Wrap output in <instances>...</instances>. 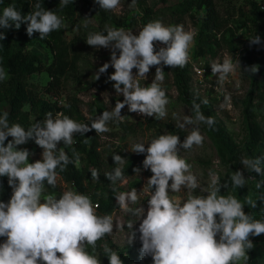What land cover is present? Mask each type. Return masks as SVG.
<instances>
[{
    "label": "clouds",
    "instance_id": "clouds-1",
    "mask_svg": "<svg viewBox=\"0 0 264 264\" xmlns=\"http://www.w3.org/2000/svg\"><path fill=\"white\" fill-rule=\"evenodd\" d=\"M4 0H0L3 4ZM100 9L119 11L121 0H94ZM135 3V0H132ZM44 0H35L33 11L24 15L15 5H9L0 11V28L19 29L26 24L27 35L39 33L43 40L53 31L60 30L63 21L54 10L43 6ZM75 0H59V4L67 7ZM195 33L185 31L182 25L166 26L161 21L147 23L134 34L121 29H106L105 32L90 33L86 43L93 48L111 49L109 63H104L96 74L106 73L111 66L115 69L108 79L114 81L113 87L123 101L117 100L110 111H103L90 123H78L63 112L53 115L48 112L42 121L33 123L27 129L20 124H10L9 113L0 111V178L7 177L13 192L8 202L0 200V264H101L100 260L87 251L86 246L96 247V242L106 234L113 232L111 216H98L91 199L83 194L65 191L59 198L48 195L42 202L45 188L57 186L60 173L73 163L65 151L58 145L75 143L74 137L95 130L97 134L110 131L109 122H123L122 109L141 116L154 117L156 120L167 116L169 98L161 87L165 80L164 67L184 68L190 60V48ZM6 34L0 32V41ZM252 44H261L259 35L249 39ZM159 42L166 47L156 49ZM2 45V44H0ZM117 53H119L117 55ZM156 66L154 80L146 87H141L139 78L147 80L150 68ZM241 69L238 59L233 62L225 57L222 63L211 64V72L220 81ZM133 69L137 72L134 74ZM243 71L256 73L253 66ZM8 78V73L0 60V82ZM203 100V104H207ZM194 116L185 117L177 126L184 129L193 126V130L183 142L176 134H162L148 143H136L132 152L145 154L143 169L153 175L147 184L152 194L147 200V210L143 206L131 208L138 201L137 190L117 192L115 199L118 207L125 213L135 216L139 227L130 229L128 244L138 238L141 243L139 259L143 261L151 257L153 264H236L247 260V253L254 247L250 237L264 234V221L254 220L244 210V204L233 196L227 198L219 195L222 186L218 176L211 174V184L204 196H190L183 204L173 201L169 192H180L183 189L196 190L200 187L187 161L179 153L190 150L193 146H201L204 137L199 131L203 123L211 128L215 120L205 117L201 105L193 101ZM11 138V139H9ZM7 141V143H6ZM34 141L43 149L41 159L29 162L32 153L19 146ZM115 164H122L124 158L114 154ZM244 169L264 175V159L244 158L240 162ZM140 173L141 169H134ZM93 178L99 173L91 170ZM105 177L115 186L127 184L123 170L116 167L113 172L105 173ZM243 171H235L231 181L234 187L243 188L246 184ZM259 187V185H258ZM248 205H257L249 200ZM109 264H124L117 252L106 249ZM59 254V255H58Z\"/></svg>",
    "mask_w": 264,
    "mask_h": 264
},
{
    "label": "rangeland",
    "instance_id": "rangeland-1",
    "mask_svg": "<svg viewBox=\"0 0 264 264\" xmlns=\"http://www.w3.org/2000/svg\"><path fill=\"white\" fill-rule=\"evenodd\" d=\"M218 14L222 20H229L230 24L224 25L222 30L218 32L221 39V44L217 45L213 54L206 56H196V39L201 28L205 10L193 12L189 15H181L172 10L171 7L177 5L179 0H170L168 3H161V0H142V6L132 0H121L119 11H105L111 20H104L98 12L91 10L86 4L79 3L75 15L71 18L63 15V25L61 28L65 29V39L71 50V59L77 58V71L75 73L67 74L63 77L61 84L57 88H51V91L46 89L51 87L52 81L49 74L44 71L28 77L24 80V85L30 94L40 99L48 101L50 104L61 107L67 106L68 99L78 100V107L87 120L92 121L96 119L103 111H110L115 106L117 100L123 101L122 95H117L115 89L101 91L96 80V74L104 63H109L111 58V49L93 48L86 43L87 36L90 33L105 32L106 29H123L126 32L132 31L137 33L145 26L144 18L146 17V10L153 9L154 14L151 16L153 21H161L166 26L182 25L185 31H192L195 33L194 42L190 48L189 65L192 71V81L190 83L191 94H198L203 100H207V104H202L201 111L205 117H212L215 120L214 127L228 139L233 150L236 153L244 155L246 143L253 137L254 130L258 129L261 137L264 139V100L261 101L258 95V90L252 93V83L249 79L243 76L242 66L236 72L228 75V77L220 81L217 76L211 72V64L215 62L222 63L225 57H231L233 62L236 59L240 64L243 57V50L250 46L258 49L262 44H252L249 38L257 35L256 31L244 29L242 32L236 33L235 44L230 49V42H232L231 32L229 29H234L236 25L233 20L239 19L241 10L247 11L249 8L248 0H214ZM194 17V18H193ZM233 32V30H232ZM224 39V40H223ZM161 46L159 42H154ZM26 49L34 52L47 64L53 63L55 53L44 42L37 41L30 43L27 41ZM119 53H117L118 55ZM242 54V55H241ZM241 55V57H240ZM260 54L256 55V59H260ZM115 71L113 67L108 68ZM156 66L150 68L147 75V80L139 78L141 87L148 86L155 77ZM137 72L133 69V73ZM100 77L102 73L99 74ZM8 78L3 81L7 83ZM172 80L167 79L161 84L166 91L169 98L167 105V116L162 119L157 126L152 127L150 120L152 117H146L128 111L127 106L122 109L123 122H109L108 127L110 131L100 134V145L102 155L106 161L105 171H110L112 156L118 152L124 158L122 164L112 166L113 169L120 167L123 170L124 176L127 179V184L121 186L119 192H130L133 189L137 190L138 201L136 204L130 205L135 209L143 206L147 210V200L152 194V189L149 188L147 181L153 175L149 170H144L142 162L146 157L145 154H137L132 152V146L136 143H144L147 148L152 140L158 138L162 134H169L166 128L168 123L173 124L179 131L182 132V141L193 130V126H188L180 129L177 125L183 122L185 117L194 116L191 106L180 99V95L176 87L167 90V85L172 86ZM191 94L188 96L190 97ZM252 96V97H251ZM252 100L253 108L249 112L248 106ZM1 107L8 109L7 103L1 104ZM24 111L29 113V120L32 123L36 119V115L31 111V106L27 104ZM121 123H127L129 129H124ZM132 125V126H130ZM136 125H139L135 128ZM31 126V125H30ZM199 131L204 137L201 146H193L190 150H181L179 155L184 158L191 166L190 171L197 176L200 187L196 190L183 189L180 192H169V197L173 201L181 204L186 202L190 196H204L209 190L211 184V174L218 176L220 185L222 186L219 195L224 197L233 196L242 204L244 210L249 213L250 206L248 201H253L254 188L249 182L251 180V172L243 168V165L238 168L234 162L230 161L226 156L222 155L221 148L213 135L212 127L199 124ZM11 139V138H9ZM260 150L264 151V144ZM43 151V150H42ZM41 152L35 151L33 153L34 161L41 159ZM245 158V157H244ZM81 168L82 164L78 163ZM140 168V173H136L134 169ZM243 171L246 176V184L243 188L233 186L231 181L232 175L235 171ZM61 191H72L78 194L73 186L64 182L61 178L57 182ZM86 184L90 185L91 190L87 192L94 203L95 198H104L107 193L99 192L94 196V182L91 178L86 180ZM47 190L44 188L41 200L42 202L47 197ZM97 200V199H95ZM98 201V200H97ZM244 201V203H243ZM96 214L98 216H105L101 214L98 209ZM113 219V232L106 234L102 238V250L95 256L100 260L101 264H109L107 258L110 253L106 249H111L118 253V255H133L135 258L139 257V250L141 243L139 241V234L132 244L127 243L130 229L127 228L129 222H136V217L131 213L123 212L119 207L114 210L111 215ZM261 217V216H260ZM258 220L264 221V218ZM140 221L133 225V231L139 227ZM253 241H264V234L259 237H250ZM5 238H0L3 242ZM260 247H264V243H259ZM59 255V254H58ZM139 259V258H138ZM146 260L152 262L151 257H146ZM153 263V262H152ZM236 264H250L247 260L237 261Z\"/></svg>",
    "mask_w": 264,
    "mask_h": 264
},
{
    "label": "trees",
    "instance_id": "trees-1",
    "mask_svg": "<svg viewBox=\"0 0 264 264\" xmlns=\"http://www.w3.org/2000/svg\"><path fill=\"white\" fill-rule=\"evenodd\" d=\"M170 0H161V3H168ZM142 6V0H135ZM262 0H248L249 8L247 11L241 10V16L239 19L233 20L235 28L229 29L231 32L232 42H230V49H232L236 40V33L242 32L244 29L256 31L257 35L261 37L262 44L258 49L252 48L247 45L243 52L241 61L242 74L244 77L249 79L252 83V95L254 90H260L258 97L261 101L264 100V10L261 8ZM35 0H4L3 4H0V11L9 5H15L17 10L21 11L22 14L26 15L33 11V5ZM84 3L91 10L98 12L102 19L111 20L109 15H106L103 9H100L99 5L95 4L94 0H75L73 5L64 7L59 4V0H44L43 6L47 10H54L61 18L63 15L71 18L75 15L78 4ZM173 11L181 15H189L193 12L205 10L206 13L203 17L201 28L199 29L196 39V56H206L213 54L217 45L221 44L218 32L222 30L224 25L230 24L229 20H222L218 14L216 3L214 0H179V3L171 7ZM154 14L153 9L148 8L146 10V17L143 19L146 25L152 22L151 16ZM194 18V17H193ZM27 25L21 24L19 29H15L13 26L10 29L0 28V32L6 34V39L0 41V60H2V66L8 73V81L0 82V111H7L9 115L10 124H20L26 129L37 121L45 119L48 112H52L55 115L57 112H63L64 115L73 119L78 123H88L91 121L87 120L82 114L78 107V100L71 98L67 101V106H55L50 104L44 99H40L29 93L24 85V80L28 77H32L35 74L46 71L51 77V87L46 90L49 92L51 88H57L60 86L63 77L67 74L75 73L77 71V58L71 59V50L65 39V29L53 31L49 36L43 40L39 39V33H34L33 36L29 37L26 31ZM233 30V32H232ZM218 34V35H217ZM235 39V40H234ZM250 39V38H249ZM224 40V39H223ZM36 43L41 41L46 43L52 51L55 53V58L52 64L47 65L40 57L34 52L26 49V43ZM156 44V43H155ZM161 46L156 44V49L159 50ZM257 54H260V59L255 58ZM242 55V54H241ZM240 55V57H241ZM257 67L256 73H249L243 71L245 68ZM165 77L172 80V86L167 85V90L172 87H176L180 99L186 104L191 106L193 101L199 103L202 108V99L198 94H191L190 83L192 81V71L189 63L184 68H171L164 67ZM114 72L107 70L106 73H102V76L97 80L99 89L101 91L114 89V81H109L108 77ZM162 87V86H161ZM191 94L189 97L188 95ZM167 95V93H166ZM252 97V96H251ZM7 103L8 109L1 107V104ZM29 104L31 111L36 115V119L30 123L29 113L24 111V107ZM253 108L252 100L250 98L248 111L250 112ZM162 119L156 120L154 117L150 120L151 126L155 127ZM124 129H129L127 123H121ZM132 126V125H130ZM139 125H136L137 128ZM166 128L171 134H176L182 141V132L179 131L173 124L168 123ZM212 132L215 136L220 148L222 155L226 156L230 161L234 162L235 165L240 168L242 159L249 158H262L264 159V151L260 148L264 144V139L261 137L258 129L254 130L252 139L246 143L244 155L236 153L228 139L224 137L217 128L212 126ZM75 143L72 146H65L63 142L58 145L59 150H63L69 156L73 163L69 164L67 170L60 173V178L73 186L74 190H77L78 194L87 195V192L91 190L90 185L86 184V180L91 178L94 182L93 190L94 196L96 197L99 192H106L107 195L104 198H95V202L99 203L98 210L101 214L111 215L115 209L118 208L115 196L116 193L112 191L115 187L117 192L120 188L115 185H111L110 181L105 177V159L102 155L100 145V134H97L95 130L86 133L83 137L76 134L74 137ZM7 143V141H6ZM20 148H27L33 156L35 151L41 152L43 149L35 144L34 141H29L25 145L19 146ZM115 154L120 155L116 152ZM29 157V162H35L33 157ZM78 163L82 164L80 168ZM113 158L111 161L110 171L113 172L112 166H116ZM264 168V164L261 165ZM95 169L99 173V178H93L91 170ZM254 188L253 202L256 203V207L249 208V213L254 220L264 218V175H257L255 172H251V180L249 181ZM259 185V187H258ZM45 189L47 195H53L59 198L63 192L60 187L57 186L52 188L45 182ZM12 188L8 184V178H0V200L8 202L12 195ZM244 203V201H243ZM261 216V217H260ZM253 241V239H252ZM264 241H253L254 247L248 251L247 256L250 264H264V247H260L259 243ZM102 239L96 242V247L93 249L91 246H86L87 251L91 254L96 255L102 250ZM124 264H153L148 260L144 259L141 261L135 258L133 255H120Z\"/></svg>",
    "mask_w": 264,
    "mask_h": 264
},
{
    "label": "built area",
    "instance_id": "built-area-1",
    "mask_svg": "<svg viewBox=\"0 0 264 264\" xmlns=\"http://www.w3.org/2000/svg\"><path fill=\"white\" fill-rule=\"evenodd\" d=\"M261 8H262V10H264V0H262V2H261ZM158 45V44H157ZM159 46H161V45H159ZM161 47H166V46H161ZM89 197V196H88ZM90 198V197H89ZM91 201H92V199H91ZM92 203H93V206L95 207V209H98L99 208V203L98 202H96V203H94L93 201H92Z\"/></svg>",
    "mask_w": 264,
    "mask_h": 264
}]
</instances>
